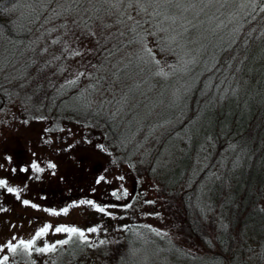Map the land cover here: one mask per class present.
Masks as SVG:
<instances>
[{
	"label": "trees",
	"instance_id": "obj_1",
	"mask_svg": "<svg viewBox=\"0 0 264 264\" xmlns=\"http://www.w3.org/2000/svg\"><path fill=\"white\" fill-rule=\"evenodd\" d=\"M62 22L53 17L42 25L26 9L0 12V53L14 55L0 58V106L24 104L30 117L43 116L52 127L76 124L84 141L103 146L110 168L125 166L152 181L167 197L164 206L183 234L177 238L185 237L194 247L166 237L172 250L204 264H264V36L259 34L264 21L255 17L210 36L193 53L200 63L191 66L190 78L142 74L127 102L105 105L102 111L95 104L85 106L88 92L78 95L87 79L66 83L75 71H93L85 68L89 60L98 61L86 49L84 57L64 52L70 37L59 28ZM236 27L239 31H233ZM251 27L257 31L247 36ZM58 38L61 43L52 44ZM149 47L157 51L164 71L171 72L165 61L175 56L160 53L153 37ZM74 61L82 65L74 68ZM62 67L74 71L62 73ZM203 152L206 160H201ZM117 222L130 232L132 223L121 217ZM110 234L90 241L94 248L74 241L62 253L72 264L82 263L88 251L105 264H136L131 234L123 241L118 235L114 243L108 242ZM101 239L108 243L99 245Z\"/></svg>",
	"mask_w": 264,
	"mask_h": 264
},
{
	"label": "snow or ice",
	"instance_id": "obj_2",
	"mask_svg": "<svg viewBox=\"0 0 264 264\" xmlns=\"http://www.w3.org/2000/svg\"><path fill=\"white\" fill-rule=\"evenodd\" d=\"M19 9L28 10L31 19L40 21L42 25L50 23L53 17L62 19L63 22L59 28L63 29L64 36L70 37L68 41H64V52L69 53L71 58L84 57L86 52L94 55L95 61L98 62L89 60L85 65V68L93 71H75V78L66 83L77 85L81 77L87 79L89 83L79 89L78 95L88 92V96L85 97V106L91 108L95 104L96 108L101 111L105 105L112 106L121 101L127 102L128 94L134 87H139L143 79L142 74L151 73L163 79L182 74L183 77L190 78L194 71L191 66L200 63L193 53L198 54V49L205 47V42L209 41L210 36H215L222 29H228L229 25H238L241 22L250 23L255 17L264 21V0H0V12H15ZM48 13H52L53 16L47 15ZM205 16L208 17L207 22L204 20ZM211 21H215L214 26L206 27V23ZM55 30L57 29L47 31L50 34ZM233 31H239V27ZM256 31L255 27H251L246 35L251 36ZM259 34L264 36V26L261 27ZM149 37L154 38L160 53L175 56L173 62L165 61L172 69L171 72L164 71L162 62L156 59L157 51L149 47ZM61 39L53 40L52 44L61 43ZM92 43L95 44L94 48L87 47ZM73 44L80 46L73 47ZM83 49H86V52ZM125 49L128 50L125 51ZM43 51L46 52L47 49ZM9 57L14 58V55L8 53L4 56L0 53L2 59ZM2 59H0V72L4 71ZM54 59H59V57H54ZM228 59L231 61L234 57L230 56ZM9 63H11L10 59ZM70 71L74 69L61 68L62 73ZM136 77L140 79L137 80ZM117 93H119V99H117ZM119 111L120 109H117V112H112L111 115L116 116ZM35 119L44 120L45 117L38 116ZM21 122L27 124L28 120ZM86 142L90 143V141ZM101 149L103 150V146ZM6 160L11 163V157H6ZM56 167L55 163L48 162L47 164V168L53 170V175H55ZM0 168H4V164H0ZM29 168L37 174L45 171L40 163L33 160L29 167L19 169L13 167L11 172L26 173ZM117 179L122 181L125 178L118 176ZM101 182H108L103 175L95 183L100 184ZM0 189H6L17 200H21L23 189L9 186L7 179H0ZM111 195L120 200L128 198L130 193L125 188L122 195H118L115 190L111 192ZM22 203L25 206L30 204L26 199L22 200ZM147 203L154 204L155 201H147ZM80 205H87L105 216L111 215V212L107 210L109 208L130 209L133 207L132 203L101 206L90 199L81 200L73 206ZM30 206L38 207L35 204ZM62 211L67 214L68 208L65 207ZM50 214L58 216L61 213L52 210ZM143 227L149 226L144 225ZM51 229H53L52 224H44L28 240L13 236L4 245H0V253L6 251L13 257L31 256L33 251L39 254H50L74 241L88 247H96L87 239L84 230L65 225L55 226L54 233L66 234L67 238L51 244L44 243L41 247H34L37 241L47 235ZM100 230L99 227H91L87 229V233H97ZM118 230L126 231L127 228ZM151 231L157 235H167L154 228ZM106 243L108 242L103 239L99 241V245ZM257 255L260 254L257 253ZM9 259L7 254L0 256V264H8Z\"/></svg>",
	"mask_w": 264,
	"mask_h": 264
},
{
	"label": "rangeland",
	"instance_id": "obj_3",
	"mask_svg": "<svg viewBox=\"0 0 264 264\" xmlns=\"http://www.w3.org/2000/svg\"><path fill=\"white\" fill-rule=\"evenodd\" d=\"M78 65H82L81 62L71 63L74 68ZM24 106H0V164H4V168H0V179H7L9 186L23 189L21 200H17L6 189H0V245H4L13 236L31 239L44 224H52L53 229L41 237L34 247L55 243L67 238L63 233L55 234V226L65 225L84 230L91 242L104 232H111L112 237L108 240L110 243H114L118 235L123 241L126 233L131 234L132 256L136 264H204L172 250L166 244V237H175L178 242L194 248L186 242L185 237L180 235L177 238L176 235L182 232L178 231L172 213L164 206L167 197L158 194L152 181L141 174H136L140 175L138 178L125 166L110 168L99 147V141H84L82 128L78 125L61 123L60 127H52L51 121L47 119L37 120L30 117L29 112L24 111ZM23 120H28V123H22ZM202 154L206 155L205 152ZM207 156L201 160H206ZM6 157H11V163ZM33 160L45 168L43 173L37 174L30 168L26 173L11 172L13 167H29ZM48 162L57 165L55 175L52 174L53 170L47 168ZM101 175L108 182L96 184ZM118 176H124L125 179L118 180ZM125 188L130 193L128 198L117 200L111 195L114 190L122 195ZM24 199L30 202L29 206L22 203ZM89 199L101 206L132 203L133 207L109 208L107 210L111 215L105 216L87 205L73 206L81 200ZM31 204L38 207L32 208ZM65 207L68 208L67 214L62 211ZM52 210L61 214L51 215ZM120 217L124 222L132 223L130 232L118 230L120 226L117 218ZM144 225L149 227H143ZM91 227H99L101 230L89 234L87 229ZM153 228L167 235H157L151 231ZM66 250L65 246L50 254L33 251L31 256L15 257L5 251L0 256L9 255L8 264H72L71 258L62 253ZM89 252L85 253L80 264H105Z\"/></svg>",
	"mask_w": 264,
	"mask_h": 264
}]
</instances>
